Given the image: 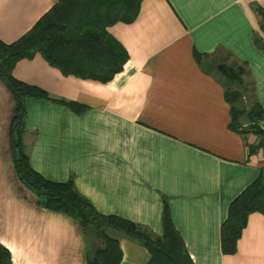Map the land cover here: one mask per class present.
Here are the masks:
<instances>
[{
    "label": "crops",
    "instance_id": "crops-1",
    "mask_svg": "<svg viewBox=\"0 0 264 264\" xmlns=\"http://www.w3.org/2000/svg\"><path fill=\"white\" fill-rule=\"evenodd\" d=\"M58 1L0 0V39L16 41ZM253 3L264 7V0H143L135 21L108 28L129 59L107 82L64 75L40 53L21 59L15 78L58 100L27 103L33 168L52 181L73 177L98 212L131 220L153 236L163 233L166 198L195 264H264L262 213L250 214L236 253L221 247L230 203L264 176V147L251 151L259 140L246 129L247 118L245 132L231 129L225 98L233 88L242 93L241 109L256 101L264 108V33ZM195 51L207 55L202 64ZM221 63L242 65L243 84L223 78ZM63 101L85 109L76 112ZM14 112L0 79V243L14 264H87L89 241L78 221L37 205L17 177ZM108 234L120 243V264H148L142 244Z\"/></svg>",
    "mask_w": 264,
    "mask_h": 264
},
{
    "label": "trees",
    "instance_id": "trees-1",
    "mask_svg": "<svg viewBox=\"0 0 264 264\" xmlns=\"http://www.w3.org/2000/svg\"><path fill=\"white\" fill-rule=\"evenodd\" d=\"M143 0H59L35 25L16 41L5 43L0 39V79L15 100L10 140L13 165L18 179L36 196L37 205L61 212L76 219L89 241L87 264H120L123 258L118 239L109 231L120 232L142 244L150 253L148 264H195L184 239L175 227L168 201L164 198L163 233L153 236L143 226L117 215H104L76 189L74 178L57 182L45 178L31 165L26 150L25 134L27 103L30 99H52L40 87L15 78L13 70L24 58L40 53L64 75L101 82L111 80L122 71L129 59L127 50L108 31L118 22L132 23L139 15ZM260 19L264 33V7L252 4ZM259 43V42H258ZM260 44V43H259ZM261 45V44H260ZM205 53L194 52L199 64ZM220 75L243 84L244 67L221 63ZM225 98L231 105L230 127L233 130L253 131L258 142L251 146L254 152L264 147V108L256 101L249 110L238 107L242 93L226 88ZM62 101V100H60ZM71 109L82 112L85 106L66 102ZM248 128L242 129L243 118ZM264 215V176L249 184L231 203L228 215L221 226V247L224 254L237 252L238 241L251 213ZM93 238H98L97 243ZM93 241V242H91ZM0 264H14L10 250L0 243Z\"/></svg>",
    "mask_w": 264,
    "mask_h": 264
},
{
    "label": "rangeland",
    "instance_id": "rangeland-1",
    "mask_svg": "<svg viewBox=\"0 0 264 264\" xmlns=\"http://www.w3.org/2000/svg\"><path fill=\"white\" fill-rule=\"evenodd\" d=\"M220 60H221V57H219V60H218V61H220ZM93 239H94V241H95L94 243H96L97 245L100 243V242L97 243V240L99 241L98 238H93ZM91 242H93V241H91Z\"/></svg>",
    "mask_w": 264,
    "mask_h": 264
},
{
    "label": "built area",
    "instance_id": "built-area-1",
    "mask_svg": "<svg viewBox=\"0 0 264 264\" xmlns=\"http://www.w3.org/2000/svg\"><path fill=\"white\" fill-rule=\"evenodd\" d=\"M261 125L264 126V122L261 121Z\"/></svg>",
    "mask_w": 264,
    "mask_h": 264
}]
</instances>
